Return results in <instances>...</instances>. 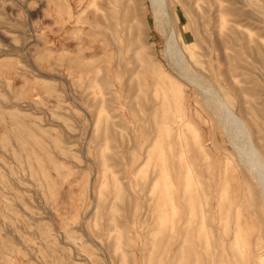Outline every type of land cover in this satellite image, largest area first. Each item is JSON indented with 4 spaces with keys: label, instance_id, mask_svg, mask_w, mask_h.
I'll return each instance as SVG.
<instances>
[{
    "label": "rangeland",
    "instance_id": "1",
    "mask_svg": "<svg viewBox=\"0 0 264 264\" xmlns=\"http://www.w3.org/2000/svg\"><path fill=\"white\" fill-rule=\"evenodd\" d=\"M197 2L0 0V264H264V0Z\"/></svg>",
    "mask_w": 264,
    "mask_h": 264
},
{
    "label": "bare ground",
    "instance_id": "2",
    "mask_svg": "<svg viewBox=\"0 0 264 264\" xmlns=\"http://www.w3.org/2000/svg\"><path fill=\"white\" fill-rule=\"evenodd\" d=\"M151 1H152L153 4H154V3L156 4V2H158L159 0H151ZM195 1H199V2H197V3H200V0H195ZM155 4H154V5H155ZM151 6H152V4H151ZM153 7L156 8L155 6H153ZM154 8H153V9H154ZM180 42H181V41H180ZM182 45L185 46V44H184L183 41H182ZM178 48H179V47H178ZM178 50H179V52L181 53L180 49H178ZM184 50H185V49H184ZM182 51H183V48H182ZM179 52H178V53H179ZM183 53H184V52H183ZM175 54H176V53H175ZM175 54H174V55H175ZM177 55H178V54H176V56H177ZM181 55H182V53H181ZM181 55H180V56H181ZM177 58H179V56H177ZM174 66H175V64H174ZM181 68H182V67H181ZM191 75H192V74H191ZM188 80H189V79H188ZM195 82H196V81H195ZM204 90H205V89H204ZM208 92H209V91H208ZM214 96H215V95H214ZM212 98H213V97H212ZM206 99H207V98H206ZM207 101H208V100H207ZM216 103H219V101L216 102ZM209 105H211V104H209ZM209 107H210V106H209ZM220 107H222L223 110L225 111V113H223V114H226L227 117H230V116H229L230 111L228 110L226 104H225L223 101H220L219 108H220ZM211 108H212V107H211ZM223 110L220 109V111H223ZM218 111H219V110H218ZM221 114H222V113H221ZM218 115H220V114H218ZM218 115H217V117H218ZM221 116H222V115H221ZM221 116H220V117H221ZM223 116H225V115H223ZM220 117H219V119H220ZM177 119H178V118H177ZM215 119H216V118H215ZM224 119H226V118H224ZM224 119H223V120H224ZM216 120H217V119H216ZM223 120H222V121H223ZM227 120H228V118H227ZM225 121H226V120H225ZM225 121H224V122H225ZM238 122H240V124L242 123L241 121H238ZM238 124H239V123H238ZM242 125H243V124H242ZM231 134H233V133H231ZM238 134H239V133H238ZM236 135H237V134H235V137H237ZM233 136H234V135H233ZM239 136H240V135H239ZM245 136H247V135H245ZM241 141H242V140H241ZM232 144H233V143H232ZM199 145H200V144H199ZM233 145H234V144H233ZM234 146H235V145H234ZM199 147H200V149H201V151H202L203 154L207 153V150L205 149L204 145L201 144ZM235 147H236V146H235ZM235 147H234V148H235ZM238 149H239V148H238ZM247 149H248V148H247ZM247 149H246V150H247ZM239 150H240V149H239ZM237 151H238V150H237ZM240 151H241V150H240ZM240 151H239V152H240ZM241 152H242V151H241ZM245 152H246V151H244V153H245ZM242 154H243V152H242ZM245 154H246L245 156H247V158H248V159H247V162H248L249 166L253 169L252 177L255 178V176L257 177L258 175H260V174H258L259 171L262 172V171L264 170V168H263L264 165L258 163V160H259V159H256V158H257V157H256L257 155H255V152H254L253 150H249V152L247 151ZM206 155H207V154H206ZM242 158H244V157H242ZM240 159H241V157H240ZM245 159H246V158H245ZM247 168H248V167H247ZM262 174H264V172H263ZM261 176H262V175H261ZM261 176H260V177H261ZM263 177H264V175H263ZM263 177H262V178H263ZM257 178H258L257 180H258V182H259V180H261V178H259V177H257ZM255 179H256V178H255ZM257 180H256V181H257ZM262 180H264V178H263ZM262 180H261V182H262ZM259 183H260V182H259ZM262 184H263V182H262ZM262 184L260 183L261 186H262ZM260 185H259V186H260ZM260 188H262V187H260ZM263 188H264V187H263ZM263 191H264V189H263ZM258 260H260V259H258Z\"/></svg>",
    "mask_w": 264,
    "mask_h": 264
}]
</instances>
